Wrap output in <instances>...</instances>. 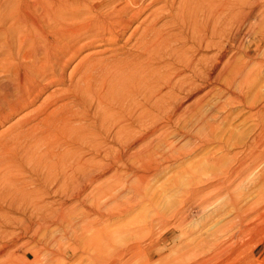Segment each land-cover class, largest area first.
I'll use <instances>...</instances> for the list:
<instances>
[{"label":"rangeland","instance_id":"374dc122","mask_svg":"<svg viewBox=\"0 0 264 264\" xmlns=\"http://www.w3.org/2000/svg\"><path fill=\"white\" fill-rule=\"evenodd\" d=\"M31 4L49 11L59 5L56 0H0V30L7 32L10 19ZM225 7L231 17L220 24L223 35L214 39L220 40V48L192 46L187 54L193 56L194 70L202 67L211 72L210 77L193 78V71L180 64L183 61H175L178 69L170 71H178L174 79L185 78L187 87L170 89L161 84L155 88L164 96L158 104L168 102V110L158 115L152 134L141 128L137 146L153 139L149 149L142 151V161H126L124 155L132 149L120 152L111 138L98 141L105 154L77 143L72 149L83 146L78 152L86 162L89 159L85 166L93 167V177L81 192L64 190L57 163L64 156L63 147L57 146L63 140L54 137L55 145L35 143V147L31 140L41 129L38 122L43 116L36 112L40 101L68 87L67 83L48 87L33 104L0 123V264H264V0H226ZM137 23L110 50L122 45L118 52L133 51L134 41L125 45L123 41ZM176 27L166 31L180 39H171L170 45L178 50L184 40L190 47L187 31ZM104 48L82 50L66 74L79 57ZM110 50L97 58L113 53ZM156 66L163 70V63L152 65ZM220 71L219 80H214ZM136 97L138 105L149 108L142 96ZM69 99L54 100L57 103L46 112ZM88 113L91 122V110ZM72 116L71 123L87 124L82 117ZM18 122L22 124L16 126ZM127 122L129 129L137 130L131 120ZM117 150L122 163L114 161ZM37 161L42 163L35 165ZM45 168L52 175L58 172L49 184ZM59 214L68 215L62 222H53Z\"/></svg>","mask_w":264,"mask_h":264},{"label":"bare ground","instance_id":"6f19581e","mask_svg":"<svg viewBox=\"0 0 264 264\" xmlns=\"http://www.w3.org/2000/svg\"><path fill=\"white\" fill-rule=\"evenodd\" d=\"M56 1L59 3L58 8L51 11L43 7L38 8L35 4L28 5L21 14L10 19L11 23L7 32L0 30V123L9 120L18 111L33 104L48 87L67 83L68 87L65 86V89L57 90V93L52 92L40 101L36 112L37 115L43 116L38 122L41 129L39 128V134H36V137L31 135L34 138L31 142L33 143L34 141L33 146L35 143L53 146L57 143V140L51 142L54 137L58 140H63L61 145L57 144L58 147L65 148V152L61 149V153L64 155L63 158L60 157V160H57L58 165L61 166H59L61 168L59 174L61 179H63L59 181L65 191L69 189L72 191L74 188H78V191L80 189L81 192V190L85 189L86 184L91 181L94 169L89 167V165L85 166L88 164L89 159L86 162L80 156L81 152H78L83 146L79 145V147L72 149L73 145L83 143L88 147H92L98 153L103 150L99 144L101 142L98 143L100 138H111L118 142L120 152L126 153L132 149L129 155H124L126 161L127 159L128 162L129 160H132L131 162L142 161V151L149 149L147 147L151 145L150 143L153 139H149L148 144L137 146V143L142 139L141 128L143 127L146 132L152 134L157 128L158 115L161 112L162 114H167L168 110L167 105L165 106L168 102L164 105L158 104V102H161L159 100H162L164 96H162L163 94L159 96L158 89L156 90L155 88H160L161 84H168L170 89L184 90L187 87L185 78L174 79L178 71H170L178 69H175V64L173 65L175 61L177 63L183 61L180 64H183L182 67L184 69L193 71V78L210 77L211 72H206V69L202 67L194 70L193 56L191 57L187 54L192 49V46L198 48L202 46L220 48V40L214 41V39L223 35L224 32L221 33L220 24L224 23V19L231 17V10L230 6L226 9V0ZM159 2H163V5L161 4V6L153 9L152 6ZM162 19H165V21L160 23ZM135 21H138V23L123 41V45H125L133 40L134 42L131 45L133 51L129 49L131 52H118L117 50L122 45L110 50L109 46L121 41ZM176 26L179 30L187 31L188 42H191L190 47H185L184 40L181 42L183 45L180 43L181 46L178 47V50L172 47L173 45H170V40H175L178 35L174 36V34L170 33L166 35V31L168 29L170 31V28ZM6 38L10 40V43ZM176 40L179 42L180 39ZM262 40L261 38L260 41ZM101 46H107V48L94 50L82 55L66 74V68L78 57L82 50ZM108 50L113 51V53L97 58L99 54H105ZM154 63H163V70H158V66H156L157 69L152 67ZM240 63L238 62L239 66L241 65ZM240 71L241 69L237 73ZM221 73L222 71L216 74L214 80L218 81ZM236 78L234 77V79ZM136 95L142 96V99L147 103L144 104L148 105L149 108L142 107L141 103L138 105L140 98L137 99ZM168 95L170 96V94ZM66 98L71 99L64 104L62 103V105L59 104L54 110L46 112L52 104L57 103L54 100L60 101ZM90 110L92 116L89 117H92L93 120L88 122V111ZM70 113H73V116ZM70 116L73 118L76 116L82 117L87 124H73L70 122L71 119H68ZM128 120H131L136 125L138 131H132V128V130L129 129L127 124L130 125L131 123H128ZM147 122L149 125L146 124ZM16 124L18 126L22 122ZM25 124L27 125V123ZM31 127L32 124L30 125ZM81 131L83 132L82 135ZM34 132L36 133V131ZM19 135L21 134L19 133ZM27 135L29 137V134ZM54 149L52 151H55ZM120 152L118 151V155L115 156V162L119 161L122 163L124 161ZM101 153L105 154L104 150ZM40 155H42L41 152ZM40 155L38 157L41 159ZM30 156H27V158ZM54 156L56 155L54 154ZM55 159L56 157L53 160ZM33 160L36 161L37 159ZM39 162L37 161L34 164L42 163ZM45 163L48 162L45 161L43 164L48 166L50 161L48 165ZM50 166L52 168L51 164ZM50 166L48 169H50ZM110 166L112 165L110 164ZM48 169H46V174H49ZM56 175H58V172H55L54 175L50 172L46 183L52 182V176L56 177ZM35 198L38 199L36 196ZM35 198L33 197V199ZM37 199L35 200L38 201ZM34 205L31 206L34 207ZM64 215H56L55 219H52L53 222L55 220L62 222L63 219H66L63 218ZM73 219L74 217H72L70 222H73ZM44 221L46 222V220ZM68 225L70 226V224ZM71 226L73 225L71 224ZM74 232L70 233L73 235ZM74 249V247L71 248L72 255L75 254ZM61 252L64 254L63 251Z\"/></svg>","mask_w":264,"mask_h":264}]
</instances>
